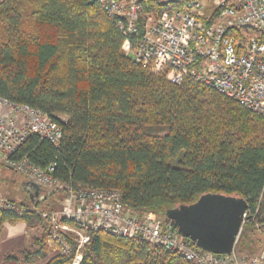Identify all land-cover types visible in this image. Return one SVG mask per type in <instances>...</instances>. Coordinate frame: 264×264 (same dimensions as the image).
Masks as SVG:
<instances>
[{
  "label": "trees",
  "instance_id": "1",
  "mask_svg": "<svg viewBox=\"0 0 264 264\" xmlns=\"http://www.w3.org/2000/svg\"><path fill=\"white\" fill-rule=\"evenodd\" d=\"M90 1L0 0V97L62 131L57 147L31 136L14 159L53 166L65 187L119 191L138 217L165 221L167 210L205 194L243 198L249 215L235 251L255 256L264 246V117L190 79L174 85L135 64L122 50L124 36ZM141 2L144 12L164 10ZM44 221L35 211H0V236L5 224L40 230L31 250L2 264L70 263L71 256L49 257ZM87 235L81 264H188L138 240Z\"/></svg>",
  "mask_w": 264,
  "mask_h": 264
},
{
  "label": "built area",
  "instance_id": "2",
  "mask_svg": "<svg viewBox=\"0 0 264 264\" xmlns=\"http://www.w3.org/2000/svg\"><path fill=\"white\" fill-rule=\"evenodd\" d=\"M124 36L122 50L137 65L169 75L174 85L190 79L264 117V0H146L164 10L144 12V0H91ZM36 136L57 147L60 127L38 110L0 97V163L21 175L24 183L49 197L58 194L61 208L41 212L48 222L47 247L81 264L89 232L138 240L177 254L188 264H264V246L253 257L204 252L172 231L165 221L125 210L119 191L62 186L54 167L40 169L27 159H14L20 147ZM0 211L19 217L22 209L0 197Z\"/></svg>",
  "mask_w": 264,
  "mask_h": 264
},
{
  "label": "water",
  "instance_id": "3",
  "mask_svg": "<svg viewBox=\"0 0 264 264\" xmlns=\"http://www.w3.org/2000/svg\"><path fill=\"white\" fill-rule=\"evenodd\" d=\"M27 186L38 192L36 186L29 183ZM246 211L247 203L243 198L205 194L190 205L167 210L165 223L178 236L204 252L230 255Z\"/></svg>",
  "mask_w": 264,
  "mask_h": 264
},
{
  "label": "crops",
  "instance_id": "4",
  "mask_svg": "<svg viewBox=\"0 0 264 264\" xmlns=\"http://www.w3.org/2000/svg\"><path fill=\"white\" fill-rule=\"evenodd\" d=\"M26 184L27 183H22L20 190L29 196L32 204H36L37 202L45 199L32 187H26ZM27 190H29V192ZM0 197L3 196L0 195ZM3 198L6 199V197ZM37 229L38 228L28 229L26 224L22 222L15 223L13 225L5 224L0 236V264H2L4 257L8 254H19L24 250H31L34 247V238L39 235V230ZM46 262L47 260L23 262L20 259L19 264H46Z\"/></svg>",
  "mask_w": 264,
  "mask_h": 264
},
{
  "label": "rangeland",
  "instance_id": "5",
  "mask_svg": "<svg viewBox=\"0 0 264 264\" xmlns=\"http://www.w3.org/2000/svg\"><path fill=\"white\" fill-rule=\"evenodd\" d=\"M1 164V163H0ZM23 177L15 172H10L8 170L0 169V195L9 199V201L14 203H22L26 206V208L32 211H35L36 214L43 213H52L59 210L61 208V197L58 194H52L49 197H45L44 200L37 202L36 204H32L29 196L25 194L23 191L20 190V186L23 181ZM40 196H45L44 192H40ZM2 197V198H3ZM23 209V207H21ZM25 209V208H24ZM46 213V214H47ZM159 221L163 222V219L156 216ZM46 222V221H44ZM48 226V222H46ZM245 225V222L242 226V229ZM39 230V229H37ZM40 231V230H39ZM261 232V230H258ZM50 253L48 254L49 257H53L57 255L54 248L49 249Z\"/></svg>",
  "mask_w": 264,
  "mask_h": 264
}]
</instances>
